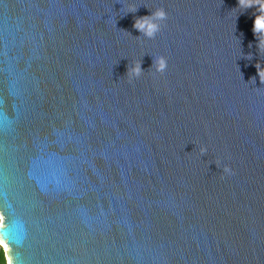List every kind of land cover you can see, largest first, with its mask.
I'll use <instances>...</instances> for the list:
<instances>
[{
  "label": "water",
  "instance_id": "water-1",
  "mask_svg": "<svg viewBox=\"0 0 264 264\" xmlns=\"http://www.w3.org/2000/svg\"><path fill=\"white\" fill-rule=\"evenodd\" d=\"M161 7L156 38H137L135 19ZM238 7L0 0V211L15 264H264V53L256 9Z\"/></svg>",
  "mask_w": 264,
  "mask_h": 264
},
{
  "label": "clouds",
  "instance_id": "clouds-1",
  "mask_svg": "<svg viewBox=\"0 0 264 264\" xmlns=\"http://www.w3.org/2000/svg\"><path fill=\"white\" fill-rule=\"evenodd\" d=\"M238 8L247 10L249 8H255V20L253 26V33L256 39L259 41L258 49L260 53H264V0H238ZM139 9L134 5L129 6L128 13H136ZM168 19V13L164 8H157L155 11H151V15L143 16L135 19L134 29L140 33V37H146L148 39H155L157 34L162 30V26ZM251 46V45H250ZM247 59L251 60L252 56L249 55ZM256 68L258 70V75L262 84H264V66L257 64ZM152 69L155 73L163 75L168 70V60L165 56H159L154 59ZM144 70L142 69V61L135 62L132 66L128 67L127 79L129 83L134 80H138L144 75ZM251 83H256V78L253 77ZM207 147L200 148V154H207ZM217 162V166H218ZM223 173L226 175H234L232 168L230 166H225L223 168ZM223 178V177H222ZM7 230V217L4 211H0V264H15L13 256V244L4 235Z\"/></svg>",
  "mask_w": 264,
  "mask_h": 264
}]
</instances>
